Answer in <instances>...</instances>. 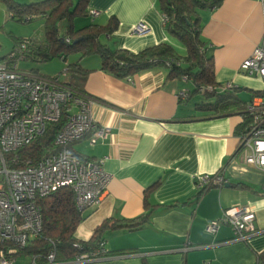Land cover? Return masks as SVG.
Listing matches in <instances>:
<instances>
[{
    "label": "crops",
    "instance_id": "crops-1",
    "mask_svg": "<svg viewBox=\"0 0 264 264\" xmlns=\"http://www.w3.org/2000/svg\"><path fill=\"white\" fill-rule=\"evenodd\" d=\"M88 10L98 11L97 16H89L97 25L116 20V28L102 35L101 42L111 48L136 53L165 42L178 55L186 53L185 46L166 32L158 0H89ZM198 14L200 37L212 57L218 88L223 91L231 84L225 91L247 104L255 92L264 90L257 76L240 70L264 34V8L259 0H223ZM140 22L148 31L131 34ZM100 64L96 56L90 65H82L91 71L84 89L93 99V119L108 133L94 143L88 135L71 148L85 158L102 159L110 179L100 203L82 211L74 237L88 240L106 218L138 217L146 211V199L152 213L137 229L106 232L102 248L110 254L79 264H255L256 254L264 251V171L244 164L235 154L234 129L242 120L244 105L241 110L209 116L197 109L201 100L190 103L192 97H178L192 84L184 77L168 78L164 67L118 78L100 69ZM218 170L229 186H212L195 199L194 178ZM236 183L249 188H232ZM234 205L253 209L256 234L235 240L228 225L214 233L205 230L207 222Z\"/></svg>",
    "mask_w": 264,
    "mask_h": 264
},
{
    "label": "built area",
    "instance_id": "built-area-1",
    "mask_svg": "<svg viewBox=\"0 0 264 264\" xmlns=\"http://www.w3.org/2000/svg\"><path fill=\"white\" fill-rule=\"evenodd\" d=\"M264 8V0H259ZM95 17L98 11L90 10ZM165 23L167 18L162 15ZM148 26L142 22L134 25L131 34H143ZM69 41V39H67ZM32 44L23 40L16 50L0 61V264H36L34 259L19 263L24 258L20 251L42 227L40 200L62 187H69L75 207L83 211L97 206L106 193L109 175L103 170L102 159H90L70 149L75 142L90 135V142L103 139L108 128L97 126L90 106L89 96H74L59 77L35 76L21 71L17 61L25 58L24 52ZM247 75H255L264 82V34L251 55L240 65ZM227 83L222 89L230 88ZM264 91V90H262ZM178 97L186 98L181 91ZM72 103V111L57 132L53 148L35 163L20 164L17 151L41 136L48 123L56 122L61 106ZM249 127L238 139L237 155L246 165L264 171V94L254 95L245 106ZM197 192L212 186H222L226 180L222 170L211 175L194 178ZM254 211L249 206L234 205L222 211L219 218L207 222L205 230L214 233L219 226L232 228L235 240H247L256 234ZM93 253L77 256L73 263L93 262L101 258ZM49 254L47 263L53 261Z\"/></svg>",
    "mask_w": 264,
    "mask_h": 264
},
{
    "label": "trees",
    "instance_id": "trees-1",
    "mask_svg": "<svg viewBox=\"0 0 264 264\" xmlns=\"http://www.w3.org/2000/svg\"><path fill=\"white\" fill-rule=\"evenodd\" d=\"M89 0H0L5 6L9 18L21 22H29L34 18L43 19V40L32 41L24 52L25 58L36 55L38 60H47L54 56L63 59L70 52L79 53L78 60L66 66L63 84L71 90L74 96H87L84 89L85 80L91 72L80 64L84 56L96 55L100 58V69L118 78L133 76L141 71L155 67L168 70V78L184 77L192 84L187 97L198 94L202 97L196 103L198 110L207 111L209 116H220L230 112L231 108L242 109L241 101L233 92L220 91L214 80V67L211 55L206 52L204 41L200 37L199 10L214 9L223 0H158L161 13L166 16L165 29L168 34L177 38L186 49L183 56L178 55L173 47L165 42L146 47L136 53L125 49L111 48L102 43L100 37L112 32L117 22L110 18L108 23L101 26L87 24L74 27L76 17L90 16ZM68 20L69 25L65 33L58 29L61 21ZM72 34L75 35L72 37ZM69 39V41H67ZM25 39L19 40L13 50ZM28 40V39H27ZM77 40V41H76ZM7 56L0 59L3 61ZM57 77V76H56ZM228 89V88H227ZM264 91L255 92L254 95ZM212 101H208L211 100ZM246 104L244 105L245 109ZM72 111V103L66 102L61 106V114L56 122L48 123L45 132L30 144L17 151L20 164L30 161L37 162L53 148V141L57 132L65 124ZM249 116L242 113L241 122L235 127L234 133L238 139L247 132ZM71 148V145L69 147ZM237 154V147L236 152ZM158 182L153 183L152 189ZM223 186V185H222ZM234 189H248L242 183L231 185ZM205 192V191H204ZM204 192H197L198 199ZM42 211V227L40 232L30 239L28 245L20 254L28 260L34 259L36 264L47 263L49 254H53V261L59 264H74V259L84 253L90 254L102 248L106 232L124 227L129 230L137 229L149 221L152 208L144 201L145 212L133 219L106 218L98 224L86 241L77 240L74 232L82 221V212L75 207L73 192L69 187H62L40 200ZM110 253L101 251L100 257ZM255 264H264V251L256 254Z\"/></svg>",
    "mask_w": 264,
    "mask_h": 264
},
{
    "label": "rangeland",
    "instance_id": "rangeland-1",
    "mask_svg": "<svg viewBox=\"0 0 264 264\" xmlns=\"http://www.w3.org/2000/svg\"><path fill=\"white\" fill-rule=\"evenodd\" d=\"M22 2H26L29 0H21ZM89 23L97 22L90 18L86 17H76L73 21V24L76 27H80L83 25H87ZM69 25L68 20L61 21L59 25V33H65L67 26ZM75 35L72 34V37ZM44 37L43 31V19L42 18H34L29 22H21L16 19L9 18L8 13L6 12L5 6L0 2V59L4 56H7L12 50L15 44L21 39H32L38 42L42 41ZM100 40L104 42L103 36L100 37ZM96 58V56H84L81 57V60H84L81 65L88 66L91 64L92 59ZM79 53L70 52L66 55V58L63 59L62 56H54L47 60H38L36 55L32 54L26 58L19 59L17 61V67L19 70L24 71L26 73H30L35 76H43V77H59V80L63 81L66 75V66L78 60ZM189 88H191V84L189 83ZM202 99V97L198 94H194L190 103L198 102ZM19 263L28 262L27 258H19Z\"/></svg>",
    "mask_w": 264,
    "mask_h": 264
},
{
    "label": "water",
    "instance_id": "water-1",
    "mask_svg": "<svg viewBox=\"0 0 264 264\" xmlns=\"http://www.w3.org/2000/svg\"><path fill=\"white\" fill-rule=\"evenodd\" d=\"M77 41V40H76ZM225 187H228L229 185L228 184H224Z\"/></svg>",
    "mask_w": 264,
    "mask_h": 264
}]
</instances>
